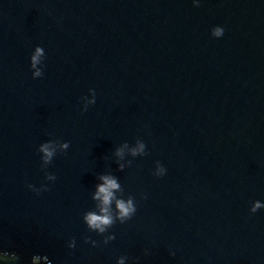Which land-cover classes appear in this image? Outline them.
I'll list each match as a JSON object with an SVG mask.
<instances>
[{"label": "water", "instance_id": "1", "mask_svg": "<svg viewBox=\"0 0 264 264\" xmlns=\"http://www.w3.org/2000/svg\"><path fill=\"white\" fill-rule=\"evenodd\" d=\"M0 264H264V0H0Z\"/></svg>", "mask_w": 264, "mask_h": 264}]
</instances>
